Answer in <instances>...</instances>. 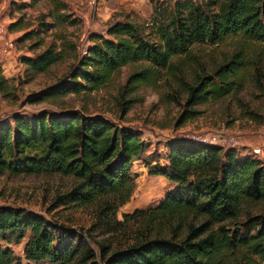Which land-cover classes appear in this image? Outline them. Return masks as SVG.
Wrapping results in <instances>:
<instances>
[{
    "label": "trees",
    "instance_id": "trees-1",
    "mask_svg": "<svg viewBox=\"0 0 264 264\" xmlns=\"http://www.w3.org/2000/svg\"><path fill=\"white\" fill-rule=\"evenodd\" d=\"M52 2L53 20L46 26L67 16L61 12L65 2ZM7 28L18 26L12 23ZM106 36L93 34L92 44L79 53L75 41L63 32L55 33L57 40L33 57L22 58L28 76L45 73L66 57L74 59L71 70L39 99L97 91L126 66L136 68L120 91L122 117L136 101L127 95L142 84L157 83L163 73L186 95L177 126L197 115L195 105L235 95L247 84L264 96L260 58L248 48L264 45V0H177L154 6L148 24L129 18L112 23ZM227 42L233 52L211 73L181 79L180 71L192 63L194 48ZM9 89L0 69V92L7 94ZM239 101L244 117L264 123L261 110ZM144 147L139 130L76 110L16 116L13 124H0V172L71 177L72 188L57 196L51 208L92 207L106 230L137 224L134 239L125 247L111 250L109 244L96 242L97 253L81 234L25 208L1 205L0 264H22L8 246L22 241L27 260L53 264H264V210L251 212L264 204V156L173 139L165 164L147 163L148 173L164 177L171 188L156 206L123 213L118 221L117 209L136 187L132 162L141 157ZM173 221L177 225L169 235L164 227Z\"/></svg>",
    "mask_w": 264,
    "mask_h": 264
},
{
    "label": "rangeland",
    "instance_id": "rangeland-1",
    "mask_svg": "<svg viewBox=\"0 0 264 264\" xmlns=\"http://www.w3.org/2000/svg\"><path fill=\"white\" fill-rule=\"evenodd\" d=\"M66 3V18L52 26L50 12L52 0H0V25L8 27L17 24L18 29L8 28L5 38L0 37V69L8 81L7 94L0 92V124L11 123L13 118H32L41 113L59 114L76 110L85 115H101L118 126L139 130L145 144L141 157L132 162L131 172L136 187L129 200L116 211V220H123V213L136 209L156 206L169 190L171 183L162 176L148 173L147 163L165 164L168 144L173 139L195 133H219L235 136L240 144L234 148L241 155H250L251 148L264 146V123L249 120L242 114L239 102L247 107L259 109L264 114V96L261 91L247 84L235 95L193 108L197 115L177 126L179 115L183 111L186 95L180 91L167 73L155 84H142L127 97L134 98L131 109L122 117L118 103L120 91L126 77L136 67H123L109 83L90 93L68 94L64 97L39 99V94L53 86L69 72L73 66V57L64 58L47 72L28 76L22 58L33 57L52 41L55 33L63 32L67 39L75 41L79 53H85L93 34L106 36L107 28L114 22L133 19L148 24L153 15L154 6H168L177 0H61ZM182 1V0H178ZM30 35L26 37L25 35ZM4 39L13 42L6 48ZM37 42H42L37 45ZM59 42V41H55ZM7 50H6V49ZM252 56H258L264 73V45L250 44ZM192 63L181 69V79L190 81L197 73H211V70L233 52L231 42L217 46L201 45L193 50ZM225 150V148H223ZM223 152V151H222ZM254 156V155H253ZM264 156V155H263ZM74 180L58 173L53 174H12L0 172V206L9 205L25 208L44 216L56 226L69 228L81 234L89 244L99 252L96 242L109 244L110 249L125 247L134 239L137 224L130 222L117 229L106 230L101 226L92 207L60 205L51 208L57 196L69 191ZM264 210V204L252 208V214ZM245 215V214H243ZM198 222V220H195ZM165 226L164 232L171 235L173 227ZM182 226L177 230L182 235ZM89 230V232H88ZM61 234L63 240L66 235ZM5 245L4 242H1ZM24 241L10 244L16 258L22 264H53L48 261L33 262L24 257Z\"/></svg>",
    "mask_w": 264,
    "mask_h": 264
},
{
    "label": "built area",
    "instance_id": "built-area-1",
    "mask_svg": "<svg viewBox=\"0 0 264 264\" xmlns=\"http://www.w3.org/2000/svg\"><path fill=\"white\" fill-rule=\"evenodd\" d=\"M7 34H8V28L4 25H0V37L5 38ZM4 42H5L6 48L13 46L12 41L8 42L7 40L4 39ZM178 139H185V140H189V141H193V142L205 144V145H215V146H219L222 148H236V147L238 148V145L240 144L238 138L235 136H225L219 133H207V132L206 133H195V134L183 136V138L180 137ZM250 155H254L256 157L262 158L264 155V146L263 147L257 146V147L251 148Z\"/></svg>",
    "mask_w": 264,
    "mask_h": 264
},
{
    "label": "crops",
    "instance_id": "crops-1",
    "mask_svg": "<svg viewBox=\"0 0 264 264\" xmlns=\"http://www.w3.org/2000/svg\"><path fill=\"white\" fill-rule=\"evenodd\" d=\"M170 188H171V186H170ZM170 188H169V189H170Z\"/></svg>",
    "mask_w": 264,
    "mask_h": 264
}]
</instances>
